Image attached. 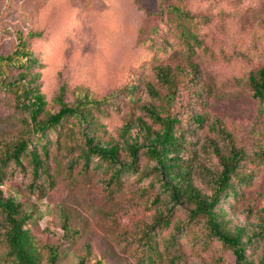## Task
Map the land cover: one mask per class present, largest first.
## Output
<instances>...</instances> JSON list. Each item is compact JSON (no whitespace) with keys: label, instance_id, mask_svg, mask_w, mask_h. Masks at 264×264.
<instances>
[{"label":"rangeland","instance_id":"374dc122","mask_svg":"<svg viewBox=\"0 0 264 264\" xmlns=\"http://www.w3.org/2000/svg\"><path fill=\"white\" fill-rule=\"evenodd\" d=\"M183 31L196 40L188 43ZM19 38L39 61L35 74L47 112L59 110L60 96L69 105L87 95L103 101L98 116L105 140L120 141L128 122L150 121L144 106H168L169 90L157 68L170 67L176 82L169 110L179 120L178 132L188 136L189 155L217 171V148L226 155L232 146L242 151L236 194L222 206L234 223L260 233L245 249L247 259L260 262L264 103L253 97L249 78L264 67V0H0V56L11 55ZM16 74L7 68L8 76ZM150 85L160 100L150 94ZM25 120L0 85V145L23 134ZM216 120L233 137L212 129ZM74 123L66 120L42 141L31 136V148H49L55 186L47 194L31 187L26 158V170L11 164L0 184L6 196L34 210L29 229L43 264L48 246L59 248L60 264L81 257L87 264H238L233 250L210 236L204 218L191 219L188 207L170 202L146 156L119 180L111 179L98 158L86 170ZM122 159L130 161L125 152ZM42 184L44 179L35 186ZM197 185L211 194L202 180ZM6 252L0 239V264H9Z\"/></svg>","mask_w":264,"mask_h":264},{"label":"trees","instance_id":"16d2710c","mask_svg":"<svg viewBox=\"0 0 264 264\" xmlns=\"http://www.w3.org/2000/svg\"><path fill=\"white\" fill-rule=\"evenodd\" d=\"M175 10L182 14L178 8ZM182 34L188 43L196 40L187 31ZM38 65V59L22 38H19V44L11 55L0 56V85L13 96L16 107L26 114L24 133L1 142L0 184L11 164L25 171L23 158H26L31 168V187H36L43 195L53 189L55 183L47 161L49 148L44 144L41 148H31V136H38V140L42 141L48 132L57 129L66 120L74 119V127L78 128L81 137L77 146L86 170L90 168L93 158H98L99 163L111 171V179L119 180L125 169L137 170L141 154L146 156L154 163L156 176L172 204L188 207L191 219L204 218L210 236L232 249L238 264H256L247 259L245 249L260 233L248 232L243 226L234 223L222 206L229 196L236 194L233 180L240 176L242 151L232 146L226 155L217 148L216 154L220 160V169L217 171L208 169L206 164L189 155L188 136L185 132H178L176 126L179 120L169 110L176 82L170 67L157 68L158 79L169 90L165 97L168 106H144L150 121L140 117L128 122L120 130L119 141L103 139L106 127L98 116L102 112L103 101L91 99L87 95L69 105L60 96L59 110L56 113L47 112L35 74ZM8 67L14 68L17 74L8 76ZM249 85L253 97L264 103V67L250 75ZM149 92L157 100L161 99L160 93L151 85ZM195 121L203 126L204 119L201 116H197ZM211 128L222 137H233L218 120L212 123ZM213 146L217 147L215 142ZM123 152L130 159L129 163L122 159ZM41 179H44L45 184L35 186ZM199 180L210 188L211 194L198 187ZM33 219L34 210H26L18 199L6 196L0 189V239L7 248L6 260L9 264H43L41 249L29 229ZM63 229L66 235H70L71 229L65 216ZM46 250L47 264L61 263V253L57 246H48ZM87 263L88 259L81 257L74 264ZM258 264H264V255Z\"/></svg>","mask_w":264,"mask_h":264}]
</instances>
